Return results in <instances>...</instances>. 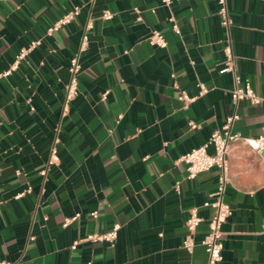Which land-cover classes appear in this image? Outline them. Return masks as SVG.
<instances>
[{"label": "crops", "instance_id": "obj_1", "mask_svg": "<svg viewBox=\"0 0 264 264\" xmlns=\"http://www.w3.org/2000/svg\"><path fill=\"white\" fill-rule=\"evenodd\" d=\"M226 1L228 27L220 22L217 0L169 6L162 0L0 1V72L39 40L0 79V260L206 264L200 240L213 209L203 202L216 190L219 170L187 179L185 164L176 160L232 112L233 74L223 70L228 42L235 71L263 98L239 101L231 131L248 137L264 127V0ZM75 6L74 18L47 34ZM104 10L112 18L104 19ZM152 30L163 34L165 48L149 43ZM74 55L77 93L66 101ZM199 83L207 91L184 106L180 92L197 95ZM53 145L58 160L41 176ZM227 159L224 200L232 213L221 226L219 264H264L263 154L237 140ZM192 207L203 220L189 253L182 241ZM114 224L119 229L112 243L83 240L71 248Z\"/></svg>", "mask_w": 264, "mask_h": 264}, {"label": "built area", "instance_id": "obj_2", "mask_svg": "<svg viewBox=\"0 0 264 264\" xmlns=\"http://www.w3.org/2000/svg\"><path fill=\"white\" fill-rule=\"evenodd\" d=\"M1 1V0H0ZM91 1V0H89ZM180 1V0H176ZM162 2L169 6L173 0H162ZM218 9L217 14L220 18V22L223 26L228 27L230 23V17L228 12V6L226 0H217ZM79 7L75 6L72 10L63 14L59 19H57L51 26L47 29V34H51L52 31L59 29L63 24L70 22L71 19L78 13ZM138 13V10L134 8ZM113 14L109 10H104L102 12V17L104 19L112 18ZM137 20H140V17H137ZM169 20L172 22V30L179 34L180 30L173 16L169 17ZM90 24L88 25V27ZM148 41L152 45H156L160 48H165L167 42L163 34L159 30H152L147 37ZM86 41V36H84L82 41V46ZM39 43V40H34L30 42L28 47H23L16 54L13 62L8 66V68L0 72V79L7 77L13 70H15L20 61L25 58L27 52L36 46ZM225 58L223 60V70L230 71L233 74L234 86L230 90V98L232 104V112L228 114L221 128L213 130L209 138L201 145L191 148L188 152L181 155L176 163L182 162L185 164L186 176L187 179L194 178L198 173L209 170L210 168H217L219 170L218 175V185L216 190L210 194V199L203 202L204 206H210L213 209L212 214L208 218V232L201 238L200 243L204 246L205 252L207 254L206 264H219L222 260V235L221 230L222 224L232 213L231 207L224 200V191L227 182L228 176V151L232 143L237 140H242L247 144V146L255 151L263 154L264 160V127L262 131L256 136L241 137L238 132H232L231 126L233 122L239 119L240 115L238 113V105L241 100H248L251 104H258L263 100V98L257 95L251 84L248 80L243 81L241 77L237 74L234 68V56L231 50V44H228L224 48ZM71 76L65 85V98L66 101L73 99L77 93V75L80 71V64L76 55L70 58L69 68ZM207 91L206 86L203 83H199V92L197 95H189L184 90H182L178 96V99L181 100L184 106H187L190 102L195 100L197 96L204 94ZM106 92L104 93V95ZM67 107L65 106L64 110ZM189 126L191 128L198 127V124L190 121ZM58 160L57 148L55 145L51 147L50 156L46 163V166L43 167L39 173L41 176H45L47 168L54 164ZM178 187L176 184L175 188ZM21 194H18L19 197ZM93 217L97 216V212H91ZM78 214H75L71 217L64 219L62 225L67 226L71 221L76 219ZM203 220V218L198 213L196 207L189 209L188 216L185 219L184 225L186 229V234L182 241V247L189 253L192 252V249L195 245V230L198 224ZM119 229V224H114L111 229L105 232H93L86 234L83 238L73 241L71 248H75L76 245L83 241H92V242H101L108 241L112 243L117 235ZM264 236V222L263 230L261 232ZM0 264H9V262L0 260Z\"/></svg>", "mask_w": 264, "mask_h": 264}]
</instances>
